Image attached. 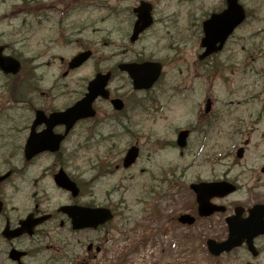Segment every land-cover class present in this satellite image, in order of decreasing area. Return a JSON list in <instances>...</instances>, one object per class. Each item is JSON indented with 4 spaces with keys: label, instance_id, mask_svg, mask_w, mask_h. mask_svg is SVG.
Returning a JSON list of instances; mask_svg holds the SVG:
<instances>
[{
    "label": "rangeland",
    "instance_id": "obj_1",
    "mask_svg": "<svg viewBox=\"0 0 264 264\" xmlns=\"http://www.w3.org/2000/svg\"><path fill=\"white\" fill-rule=\"evenodd\" d=\"M24 1L0 0V44L8 46L6 54L29 60L19 77L0 73V162H14L23 148L34 118L33 107L47 113L62 111L83 97L95 74L111 71L110 94L126 101L127 117L113 122L109 104L98 100L97 119L78 123L62 145V155L69 161L66 170L85 192L83 201L119 214L96 233V244L101 239L108 241L96 264H203L200 252L209 237L176 230L171 219L190 206L189 184L221 178L234 160L233 150L243 147L250 151L247 156L264 152V0H239L247 20L223 53L203 66L198 62L200 24L223 6V0H156L161 24L134 44L128 40L130 30L124 21L99 20L105 17L106 6L125 10L135 7L136 0H94L100 2L96 4V28L86 26L80 43L93 52L91 60L66 77L67 63L79 46L44 45L49 29L33 33L23 13L28 7ZM89 11L92 17L94 9ZM41 48L47 53L43 58L37 56ZM144 60L161 62L163 73L153 90L137 93L116 68ZM207 99L212 101L208 116L204 114ZM192 126L198 130L184 150L178 149L177 133ZM135 144L139 148L135 164L115 170ZM49 163H38L30 179ZM169 181L185 187L171 188ZM40 187L44 189L38 182L36 188ZM45 190L48 211L72 201L51 186ZM4 197L5 214L11 221L35 206L30 198L14 194L11 186L4 189ZM59 220L66 222L58 217L53 224ZM162 220L166 233L160 229ZM92 238V234L66 233L63 241L73 252L62 253L60 264H70L71 254L85 255ZM46 255L33 263L46 261Z\"/></svg>",
    "mask_w": 264,
    "mask_h": 264
},
{
    "label": "flooded vegetation",
    "instance_id": "obj_2",
    "mask_svg": "<svg viewBox=\"0 0 264 264\" xmlns=\"http://www.w3.org/2000/svg\"><path fill=\"white\" fill-rule=\"evenodd\" d=\"M27 1L28 5H26ZM137 1L151 3L149 8H151V16L154 22L152 29L155 25L161 24V20L157 21V10L153 0ZM23 4L28 6L24 8L26 10L23 13L29 18V26H31L34 34L39 33L44 28L49 29L47 33L49 34V38L44 41V45L60 47V45L68 46L76 44L79 46L77 55L85 51L84 45L80 44L83 42L82 33L86 26L91 27V25H93V27L96 28V3H94V0H25ZM109 7L110 10L106 11L105 18L100 19L99 22L106 20H117L120 22L122 20L128 25L131 33V29L133 28L132 24H134L135 21V15H133L132 9L116 10L112 6ZM90 8L94 9V15L92 17L89 15ZM69 22L72 23L71 27ZM93 30L96 34V30ZM148 32L143 33L140 37L142 38ZM53 35L55 36L54 38H52ZM46 54V49L41 48L37 56L43 58ZM66 74H68L67 71ZM116 98L121 99L125 104V108L122 112L112 111L111 113L114 117L113 122L120 123L117 120L118 118L127 117L126 114L124 115L127 111V103H125L126 101H124L122 97L112 96L110 94V99ZM104 102L109 104V101ZM32 110L34 113L36 108L33 107ZM95 111L97 119L98 111L97 109H95ZM93 121L94 120H92V122ZM42 129L43 127H39L37 131H41ZM58 129H60V131H58ZM187 130L189 131V135H191L198 129L192 126ZM200 133H204V131L200 130ZM54 134L64 135V128H56ZM66 139L64 142H66ZM19 151L20 153L17 155L14 162H0V178L3 176L5 177L4 180L0 181V202H2L3 205L2 211L0 212V260H3V256L6 258L1 261L2 264H19L20 262L21 264H34V260L36 261L45 254H47L46 261L38 262L37 264H60L59 259L62 253L73 252L69 248H66L65 241H63V237L68 232L72 234L94 235V238L89 239L87 242L85 255L83 254V256L79 258L71 254L69 263L96 264L98 257L103 254V248L107 241L101 239L96 244V233L105 230V227L113 223L119 214L111 209L113 219L110 223L98 227L97 229L73 231L69 218L64 213L59 212L60 208L69 205L83 208H96V205L83 201L85 192L78 186L79 196L73 199L71 203L59 206L54 211L47 210V200H44L46 194L45 187L51 186L55 191L67 196L69 195L68 192L59 189L54 184L55 176L60 171L69 176L66 170L69 161L62 155L64 151L63 148H60L59 151L54 154L45 152L38 156L30 157L29 159L25 157L23 148H20ZM248 152L250 151L243 149L238 155L237 150H233L231 157L234 158V160L230 165L226 166L227 170L223 172L224 174L221 178L213 180L197 179L189 184L187 190L191 192V204L188 209L178 216L181 214L192 216L195 220L193 225L188 226L180 224L178 222V216L171 219L173 222L172 226H174L176 230L194 235L201 234L203 237L207 236L217 242L226 241L230 232H235L239 235V239L242 243L238 247L228 249L219 255L211 253L209 248H202L200 253L203 256V264H264V152L261 154H249L247 156ZM122 160L123 159H120L119 162L122 163ZM42 161H49L50 163L39 171V176H35L33 180L30 179V172L36 169L38 163ZM3 167H6L4 171L1 170ZM235 168L238 169L237 173L234 170ZM115 169H119V164L115 165ZM45 180L46 186L44 187ZM38 182H40V186L43 185L44 189H41V187L39 189L36 188ZM169 182L172 183L171 188L174 189L185 187L184 185L180 186L181 184L176 181ZM200 182H225L226 185H230V187L233 188L232 192L227 195L222 197H211L210 204L216 206H211V208L218 211H213V213L205 215L204 217L199 216L196 195L190 190L191 184H199ZM26 185H28V187ZM7 186H11L14 194L20 193L33 200L35 203L33 209L15 221H11L5 214L7 208L4 189ZM28 189L31 190L30 194ZM30 215L34 221L41 220L32 230L31 235L27 233L14 238L6 235L7 232L17 230L20 227V222ZM58 217L64 218L66 222L59 220V223L54 225L53 223H56ZM160 218L163 219L161 216ZM165 222V220H162V225L160 227L162 233H166V230L163 229ZM50 223L52 224V228L48 229L47 225ZM65 225H67V227H65ZM60 228L63 230L61 231ZM56 229L60 231L53 237L54 232L57 231ZM28 242L30 246L27 244ZM54 242H56L57 245L54 246ZM33 244L35 245L32 247ZM12 250H16L20 253V261L14 263L8 259L9 252Z\"/></svg>",
    "mask_w": 264,
    "mask_h": 264
},
{
    "label": "water",
    "instance_id": "obj_3",
    "mask_svg": "<svg viewBox=\"0 0 264 264\" xmlns=\"http://www.w3.org/2000/svg\"><path fill=\"white\" fill-rule=\"evenodd\" d=\"M142 5L139 9L135 10L137 13V22L134 26V35L132 37V42L137 39V36L147 29L151 24V20L144 10ZM227 10L221 15L212 16L211 20L203 24L204 38L201 42V47L205 49V53L202 58H206L212 54L219 52L231 34V32L242 23L245 18L244 12L240 6L237 5V0H227ZM220 44L219 47H216ZM3 47H0V70L5 75L15 76L20 71V64L18 61L11 57L3 56ZM90 57V53H84L79 55L72 60L70 68L74 69L80 67L84 62H86ZM119 70L121 72H126L130 79L132 80V86L134 90H149L159 79L161 74V66L155 63H144L141 65L129 64L120 65ZM111 74H97L95 78L89 82L87 88V94L85 97L77 102L74 106L61 113H52L49 117H46L42 111H37L35 115V121L31 127L30 135L27 139L25 145L26 157H32L34 155L40 154L44 151L55 152L58 150L61 141L64 139L62 136H56L52 133V130L56 126L63 125L66 128L65 134H67L70 129L80 120L93 118L95 112L92 109V104L98 97L104 99L108 98V92L106 87L110 81ZM112 106L116 110H121L123 105L119 100H113L111 102ZM209 103L207 104V110H209ZM44 124L46 129L43 132L35 133L36 127ZM187 137L186 132H182L178 136V145L184 147L185 140ZM138 156L137 148H131L124 159L123 166L128 168L134 163ZM56 184L69 192L72 193L73 197H76L78 190L74 183H72L65 175L59 174L55 178ZM225 185H192L191 189L196 192L197 201L200 205V215H209L211 212L204 211L203 208L206 206L208 196L204 193L205 190H210L217 188L222 190ZM224 190V189H223ZM227 192V189L225 190ZM225 192V193H226ZM71 220V225L73 230H83L86 228H97L99 225H104L112 219L111 213L106 209H81L78 207H67L62 209ZM179 222L182 224L191 225L193 220L188 215H183L179 218ZM38 222L32 223L30 219L26 220L24 224L21 225L20 231L12 236H18L25 231H29L32 227L37 225ZM29 226V227H28ZM23 231V232H22ZM236 233L233 232L229 237L228 241L225 243L217 244L214 241H208L209 248H219L214 252L219 254L221 248H232L239 245V241L235 240ZM19 254L12 252L10 259L18 260Z\"/></svg>",
    "mask_w": 264,
    "mask_h": 264
},
{
    "label": "trees",
    "instance_id": "obj_4",
    "mask_svg": "<svg viewBox=\"0 0 264 264\" xmlns=\"http://www.w3.org/2000/svg\"><path fill=\"white\" fill-rule=\"evenodd\" d=\"M13 86H14V84H13Z\"/></svg>",
    "mask_w": 264,
    "mask_h": 264
}]
</instances>
